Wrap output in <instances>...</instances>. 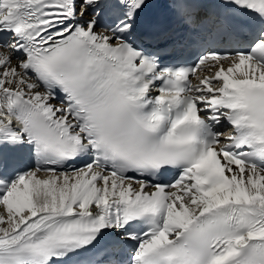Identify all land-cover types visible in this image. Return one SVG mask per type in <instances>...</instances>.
<instances>
[{
  "label": "snow or ice",
  "instance_id": "snow-or-ice-1",
  "mask_svg": "<svg viewBox=\"0 0 264 264\" xmlns=\"http://www.w3.org/2000/svg\"><path fill=\"white\" fill-rule=\"evenodd\" d=\"M167 6L0 0V264H264V0Z\"/></svg>",
  "mask_w": 264,
  "mask_h": 264
}]
</instances>
